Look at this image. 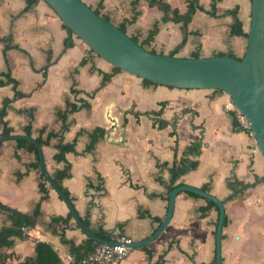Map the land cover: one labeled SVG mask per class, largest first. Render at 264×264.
<instances>
[{"label": "crops", "instance_id": "obj_1", "mask_svg": "<svg viewBox=\"0 0 264 264\" xmlns=\"http://www.w3.org/2000/svg\"><path fill=\"white\" fill-rule=\"evenodd\" d=\"M84 1L93 8L100 2ZM134 1L104 0L101 14L118 27L125 24L139 42L158 23L149 46L170 53L184 38L182 22L164 21V10L150 0ZM165 1L188 11L187 0ZM193 1L177 55L243 56L247 37L232 34V25L239 18L247 32L251 0ZM113 69L70 33L45 0H0V136L27 134L28 127L34 138L42 127L44 138L57 133L41 145L47 169L53 177L67 170L63 185L90 229L101 228L110 239H145L163 221L169 191L188 184L224 201L222 264H264V155L236 127L225 107L228 94L154 83L121 69L90 96L102 83L100 70ZM16 83L26 96L15 97ZM68 101L90 106L70 110ZM20 140L0 141V203L31 216L35 226L27 228V238L12 235L14 243L0 253L5 264H16L35 255L36 241L45 240L70 264L78 257L72 244L84 245L88 237L58 193L48 183V192L41 189L37 154ZM74 140L75 150L57 160L58 143ZM195 194L180 192L165 230L131 248L122 264H216L219 209ZM10 213L0 207V228L11 226Z\"/></svg>", "mask_w": 264, "mask_h": 264}, {"label": "water", "instance_id": "obj_2", "mask_svg": "<svg viewBox=\"0 0 264 264\" xmlns=\"http://www.w3.org/2000/svg\"><path fill=\"white\" fill-rule=\"evenodd\" d=\"M62 19L64 25L91 50L114 67L154 83L179 88L219 89L228 94L234 104L249 118L256 144L264 155V0H251V20L247 29V48L241 58L230 55L187 57L153 52L130 35L96 13L84 0H45ZM6 139H26L37 148L40 168L47 183L58 193L72 213L78 227L96 243H115L114 239L98 236L88 227L73 201L48 171L42 146L27 134L0 136ZM182 191L199 194L213 201L219 209L216 228V264H222V240L226 216L222 199L209 191L180 184L169 191L168 208L159 227L149 237L134 240L130 246L150 243L167 227L174 213L177 195ZM9 212H20L0 203ZM24 227L22 215L19 228L1 237L16 235Z\"/></svg>", "mask_w": 264, "mask_h": 264}, {"label": "trees", "instance_id": "obj_3", "mask_svg": "<svg viewBox=\"0 0 264 264\" xmlns=\"http://www.w3.org/2000/svg\"><path fill=\"white\" fill-rule=\"evenodd\" d=\"M103 2H104V0H100V2L98 3V6L96 8H94L96 13H98L100 15H102L101 14V8L103 7ZM187 2H188V11L186 13H180L178 8H172V6L168 2H166L165 0H150V5H158L162 10H164V13H165L164 17H163L164 21H170L171 20V21H175V22H182V29L184 31V38L180 44H178L174 49H172L170 51L169 54H171V55H177V53L179 52V50L183 46V44L186 40L187 33H188V30H187L188 23L192 19V14L194 13L195 8H196L193 0H187ZM134 4H137V0L134 1ZM233 13L236 14L237 10L233 11ZM138 14H139V11H136L134 16L132 17V20H135L137 18ZM102 17H104L107 20H110L105 15H102ZM119 27L123 31L126 32L125 24L120 25ZM158 29H159L158 23H155L154 28L149 33L148 37L140 43L146 47H149L150 43L154 40L155 34L157 33ZM70 33H73V32L70 31ZM232 34L243 35L245 37H248V32H246L244 30L243 22L239 18H236L234 24L232 25ZM131 37L135 41L139 42V39L137 37H134V36H131ZM149 49L153 52H157V50L154 48H149ZM199 56H200L199 52H196L192 55V57H199ZM230 56H234L237 58L242 57V56L238 57V56L233 55V54ZM119 70H121L119 67H114L112 72H105V71L100 70V72L103 73L102 83L98 88H96L95 90H93L92 92H90L88 94L93 97L101 87H103L108 81L111 80L114 73L119 71ZM45 71H47V67H46ZM145 80L150 81L148 79H145ZM72 91L73 92H79L75 88H72ZM26 95H27L26 93L21 92L20 90L17 89V83H16L15 84V97L26 96ZM9 101H10V99H6L5 105ZM82 106L89 107L90 103H88L87 101H83V103L81 105H77L71 101H68L67 109L77 110ZM4 115H5V107L0 112V118L3 119ZM60 115H61V117H65V115H63V113H60ZM45 130H46L45 127H42L39 130V135L36 137V140L39 142L40 145L49 144L51 139L57 135V133L55 131H49L47 133L46 138H44L43 134H44ZM10 131H11V129H9L6 126L5 132L9 133ZM26 133L28 135H31L32 129L30 127H28L26 129ZM20 141L22 144H27V146L30 149H32L36 152L37 161L34 162V166L36 168L40 169L39 156L37 153L36 146L32 142L25 140V139H21ZM75 146H76V140H74L73 142H70V143H64L62 141L60 143H58L57 147L59 149V152L56 154V159L57 160H66V153L69 151L75 150ZM67 175H68L67 170H64V171H61L58 175H55L54 179L59 184V186L63 189V191L66 193V195L69 196V191L64 187L63 182H62L64 177ZM42 178H43V180L41 182V189L44 192H48L49 188L47 186V181H46L43 173H42ZM195 195H197V194H195ZM210 203H212L213 205H216L213 201H210ZM38 213H39V211L36 210L35 214H38ZM22 215L24 216V227L20 231H18L16 236H18L20 238H27L28 237L25 229L26 228L29 229V228L35 226V221L33 220V218L27 214L22 213V212H11L10 213V218L12 221L11 226H7V227L4 226V227L0 228V247L1 246H10L14 243V240L11 238V236H5V237H1V236L16 231L20 226ZM71 216H73L72 213H70V217ZM226 219H225V223L227 222ZM56 220H59V217ZM85 224L89 227V224L87 221H85ZM94 233L100 237H103V238L110 239V238L114 237L111 233H108L101 228L94 230ZM86 241L87 242L84 245L76 246V245L72 244V250L78 254L77 259H79L80 257L91 252L95 248V246L98 244L89 238ZM5 258H6V255L3 253H0V264H5ZM16 264H66V263L64 262L63 258L59 254V252L55 249V247L50 242L45 241V240H37L36 245H35V255L28 256L24 260H22Z\"/></svg>", "mask_w": 264, "mask_h": 264}, {"label": "built area", "instance_id": "obj_4", "mask_svg": "<svg viewBox=\"0 0 264 264\" xmlns=\"http://www.w3.org/2000/svg\"><path fill=\"white\" fill-rule=\"evenodd\" d=\"M228 97L225 107L232 111L235 117L236 127L246 131L256 143V138L249 118L234 104L229 95ZM25 231L27 232V228ZM114 240L116 241L115 243L97 244L91 252L70 264H122L128 256L130 249L132 248L130 244L134 240L132 237L124 234L119 235Z\"/></svg>", "mask_w": 264, "mask_h": 264}, {"label": "rangeland", "instance_id": "obj_5", "mask_svg": "<svg viewBox=\"0 0 264 264\" xmlns=\"http://www.w3.org/2000/svg\"><path fill=\"white\" fill-rule=\"evenodd\" d=\"M250 20H251V19H250ZM249 25H250V23H249ZM249 25L247 26V29L249 28ZM147 48H152V47L149 46V47H147Z\"/></svg>", "mask_w": 264, "mask_h": 264}]
</instances>
